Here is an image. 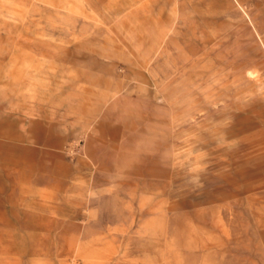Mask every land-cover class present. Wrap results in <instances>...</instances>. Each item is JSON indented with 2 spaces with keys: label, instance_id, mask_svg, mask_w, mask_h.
<instances>
[{
  "label": "rangeland",
  "instance_id": "obj_1",
  "mask_svg": "<svg viewBox=\"0 0 264 264\" xmlns=\"http://www.w3.org/2000/svg\"><path fill=\"white\" fill-rule=\"evenodd\" d=\"M0 264H264V0H0Z\"/></svg>",
  "mask_w": 264,
  "mask_h": 264
}]
</instances>
